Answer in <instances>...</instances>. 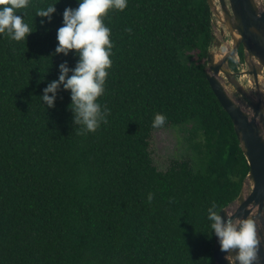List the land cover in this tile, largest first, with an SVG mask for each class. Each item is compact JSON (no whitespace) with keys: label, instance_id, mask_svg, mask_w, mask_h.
Listing matches in <instances>:
<instances>
[{"label":"trees","instance_id":"16d2710c","mask_svg":"<svg viewBox=\"0 0 264 264\" xmlns=\"http://www.w3.org/2000/svg\"><path fill=\"white\" fill-rule=\"evenodd\" d=\"M52 2L17 10L34 28L25 42L0 34V264H214L206 209L236 198L249 165L205 76L206 0L106 11L111 66L97 101L109 111L86 132L68 90L58 88L53 107L39 98L57 65L77 59L54 52L61 12L77 0H56L50 20L35 14ZM157 112L161 126L200 130L198 167L188 157L153 164Z\"/></svg>","mask_w":264,"mask_h":264},{"label":"clouds","instance_id":"9594fccd","mask_svg":"<svg viewBox=\"0 0 264 264\" xmlns=\"http://www.w3.org/2000/svg\"><path fill=\"white\" fill-rule=\"evenodd\" d=\"M28 3L29 0H0V34L25 42L26 34L34 28L17 10L26 8ZM55 3L53 0L47 6L37 8L35 14L50 20ZM126 3L127 0H77L75 7L65 6L61 12L54 52L67 55L71 49L77 59L71 67L67 61L57 65L56 78L41 89L39 98L44 106L53 107L58 88L68 90L70 100L67 108L71 110L73 123L85 132L95 130L102 121H106L109 111L106 106L102 109L97 101L104 91L107 69L111 66L110 29L101 17L109 8L123 10ZM165 119L163 113H154L152 127L161 126ZM151 198L149 193L148 199ZM206 218L211 230L208 234H215L225 258L230 257V264H252L257 259L259 240L253 218L222 217L214 201L206 209Z\"/></svg>","mask_w":264,"mask_h":264},{"label":"water","instance_id":"95a60500","mask_svg":"<svg viewBox=\"0 0 264 264\" xmlns=\"http://www.w3.org/2000/svg\"><path fill=\"white\" fill-rule=\"evenodd\" d=\"M211 12L212 39L205 57V76L218 101L230 116L239 146L249 165L236 198L219 212L251 217L259 240L257 259L264 264V3L259 0H206ZM214 28L219 30V36ZM228 44L223 46L225 35ZM242 47V59L238 54ZM233 59L236 69L229 60ZM246 77V84L240 77ZM230 84L236 96L232 95ZM249 184L250 190H247ZM234 250H229L232 252ZM214 264H230L213 235Z\"/></svg>","mask_w":264,"mask_h":264},{"label":"rangeland","instance_id":"374dc122","mask_svg":"<svg viewBox=\"0 0 264 264\" xmlns=\"http://www.w3.org/2000/svg\"><path fill=\"white\" fill-rule=\"evenodd\" d=\"M261 4L264 0H259ZM215 33L219 36V30L214 28ZM220 37V36H219ZM228 34L225 35L223 40L224 48L228 44ZM240 81L246 84V77L241 76ZM228 91L235 95L234 89L230 84H227ZM236 96V95H235ZM236 98L245 105V102L240 96ZM200 130L197 129L192 123L178 126H161L154 128L150 138V157L153 164L160 170L168 167L172 158H185L188 157L195 166H199V154L196 152L195 142L200 141ZM247 190H250L249 184Z\"/></svg>","mask_w":264,"mask_h":264},{"label":"flooded vegetation","instance_id":"af4514ba","mask_svg":"<svg viewBox=\"0 0 264 264\" xmlns=\"http://www.w3.org/2000/svg\"><path fill=\"white\" fill-rule=\"evenodd\" d=\"M264 241V237H261V242H263ZM263 246H264V244H263Z\"/></svg>","mask_w":264,"mask_h":264}]
</instances>
